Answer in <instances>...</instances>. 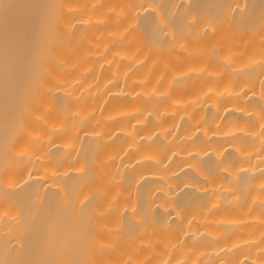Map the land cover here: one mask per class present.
I'll return each mask as SVG.
<instances>
[{
    "label": "bare ground",
    "instance_id": "6f19581e",
    "mask_svg": "<svg viewBox=\"0 0 264 264\" xmlns=\"http://www.w3.org/2000/svg\"><path fill=\"white\" fill-rule=\"evenodd\" d=\"M0 264H264V0H0Z\"/></svg>",
    "mask_w": 264,
    "mask_h": 264
}]
</instances>
